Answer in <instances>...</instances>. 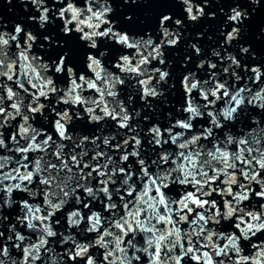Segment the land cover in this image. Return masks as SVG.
<instances>
[{
    "label": "snow or ice",
    "instance_id": "obj_1",
    "mask_svg": "<svg viewBox=\"0 0 264 264\" xmlns=\"http://www.w3.org/2000/svg\"><path fill=\"white\" fill-rule=\"evenodd\" d=\"M262 2L0 0V264H264Z\"/></svg>",
    "mask_w": 264,
    "mask_h": 264
},
{
    "label": "water",
    "instance_id": "obj_2",
    "mask_svg": "<svg viewBox=\"0 0 264 264\" xmlns=\"http://www.w3.org/2000/svg\"><path fill=\"white\" fill-rule=\"evenodd\" d=\"M19 7L15 3L12 5H5L3 10V15L5 20H12L13 18H18ZM136 9V15H141L144 11L143 6H133ZM249 11L251 12V5L247 6ZM11 8L12 12H9L8 9ZM227 10V6H225ZM215 10L214 8L208 9V11ZM214 21L208 20L205 18L200 22V26L205 24L211 25ZM198 26H193V28H197ZM241 27V34L238 40V43L243 46H250V50L254 51L257 57L264 59V33L260 31L261 28H264V2H262L261 7L257 9V11L251 15L250 19L245 20Z\"/></svg>",
    "mask_w": 264,
    "mask_h": 264
}]
</instances>
